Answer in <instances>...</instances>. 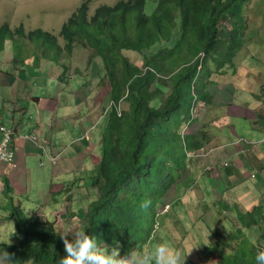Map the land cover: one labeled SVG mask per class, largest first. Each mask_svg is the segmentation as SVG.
<instances>
[{
	"label": "trees",
	"instance_id": "1",
	"mask_svg": "<svg viewBox=\"0 0 264 264\" xmlns=\"http://www.w3.org/2000/svg\"><path fill=\"white\" fill-rule=\"evenodd\" d=\"M251 3L152 0L153 10L148 14L147 0H120L99 6L89 16L85 2L60 29L64 47L54 33L42 28L24 32L22 26L0 24V54L6 42L17 51H21L20 44H30L33 61L39 62V52L57 66L62 85H69V77L82 71L76 65L67 77L69 66L61 61L71 60L78 49L92 51L87 71L96 79L84 90L87 97L92 90L103 92L106 123L100 129L99 160L83 172L84 185L78 186L90 194L80 226L87 224L85 231L106 251L116 248L119 256L134 257L150 249L164 204L176 205L178 189L202 179V194L217 197L218 213L227 219L223 231H216L217 241L210 250L216 264H255L256 247L264 243V199L241 210L238 205L230 206L224 195L214 193L211 178L206 184L204 175L194 176L197 167L188 156L211 139L200 129L186 134L182 130L200 121L192 116L195 103H213L207 91L214 85L212 75L228 67L235 73L233 58L244 45ZM123 52L140 56L142 65L131 62ZM92 58L100 61L94 63ZM101 75L98 84L103 88L98 90L95 83ZM227 175L237 181L228 185L221 178L224 194L247 180L238 179L230 170ZM3 185L6 204L17 221L14 233L19 242L0 241V263L56 264L63 255L58 218L26 220L22 199L15 202L13 189L6 182ZM213 209L205 205L204 212Z\"/></svg>",
	"mask_w": 264,
	"mask_h": 264
},
{
	"label": "rangeland",
	"instance_id": "2",
	"mask_svg": "<svg viewBox=\"0 0 264 264\" xmlns=\"http://www.w3.org/2000/svg\"><path fill=\"white\" fill-rule=\"evenodd\" d=\"M118 1L120 0H0V24L7 23L10 27L22 26L24 32L32 31L36 28H42L45 31L54 33L58 38L60 45L64 47L65 41L60 35V29L83 3H88L90 8L89 16H91L94 15L95 10L99 6H112ZM152 10V0H147L145 11L150 14ZM248 12L249 17L246 18L248 26L245 32L244 45L240 50L235 52L233 58L235 73H233L232 68L228 67L227 69H221V73L224 72V75L221 73H214L212 75V81L215 82L216 85H212L211 87L217 89V91H215L218 93L217 97H213L214 99L211 105L205 107L204 105H201L199 109H197L198 105L195 103L192 115L195 116L197 113H200L201 121H197L195 124L186 128L183 127L182 130L184 134L187 132L197 133V131L201 129L202 123L203 127L201 131L205 132L206 128L210 127L205 133L206 138L209 140L212 136L218 138V141L221 143H233V145L239 143L240 138L246 142L250 141L251 126L249 123V117L252 115L251 109L256 108L259 110L257 112L264 114V0H252ZM20 45L21 51H17L10 42H6L4 51L0 54V74H4L6 82L12 87L11 89H6L4 91H12L13 94L9 95L10 97L8 98L13 104L17 101L18 97H21L20 95L15 96L18 89L15 91V87H13L14 79L16 78V75L13 74V69L18 68L19 63L22 61L24 63L23 65L31 64L32 58L35 56L32 52V48H34L32 45ZM34 51L36 50L34 49ZM90 51L78 49L73 53L71 60L61 61V63L65 62L66 65L69 66V71L67 69L68 72L66 73L67 77H69L71 71L75 69L74 66L76 65L80 66L82 72L77 74L76 77H69L70 86L66 84L61 85L59 88L61 89L60 92L66 93L67 91L65 90H69V92H75L78 94L88 86L89 82L95 81L96 78H90L89 72L87 71V60H89L92 55V51ZM123 54H125L131 62L137 65H142L140 56L128 52H123ZM38 56L41 57V62L35 63L34 66L37 67V71L39 70V66H42V73L45 75L43 78H45L46 81L42 82L41 80H33L32 88L37 89V92H42V95L35 92L37 96H44L51 88V84L48 82L49 75L46 65L48 59H43L42 57L44 56L39 52ZM63 56H66V53H64ZM99 61L98 58H92V62L94 63ZM99 67H102V65L100 64ZM218 68H221V66L219 65ZM90 69H93V66H90ZM99 71L100 68H97L96 74H98ZM21 73H23V71ZM83 77L86 78V81H84ZM101 77L102 75L99 76L97 83H95L98 90L103 88L98 84ZM52 82L55 89L57 85L56 79L52 78ZM0 90H2L1 87ZM82 94H84V92ZM81 95L79 96L80 98ZM94 96L98 100L100 110H106V99L103 97V92H96ZM54 97L55 91L51 92L49 99H54ZM68 102H72L71 97H69ZM29 103V111L26 115H20V117H23L24 123H27L30 120V116L34 121H39V112L34 108L33 101H29ZM87 107V104L84 105L82 108L84 113L80 116L83 117L86 123L89 122V120H87L88 116L84 115L85 113H88ZM5 108H8V105L1 102L0 94V112L5 111ZM247 108L248 110L246 112L245 109ZM9 110L11 111V109ZM48 115L47 111L42 110V122L46 125H48V122H51ZM66 119L67 117H65L64 122L65 125L68 126L71 119L70 117H68V121H66ZM93 119H95V117H93ZM105 123L106 116L102 115L95 130L91 132L92 129L90 128L86 133L87 136L84 135V138L81 141L83 143L81 145L84 146V143L91 140L93 136L96 138V141H99L100 130L98 129H101ZM206 143H209V141ZM212 146L213 142H210L204 147H207L205 148L206 151H210ZM230 146L231 145H229V147ZM228 149L229 156L230 154H235L234 150L231 148ZM254 150L256 149H253V151ZM253 151L246 152V158L244 157V159L247 160V162L244 164L238 162L237 159L234 158L233 161H235L237 166H244L247 180H244V182L239 185L232 186V189H230V191L228 190L225 194L222 179L228 185H233V181L237 180L230 178L227 174L222 178V173H217V169L225 170V168L221 166L218 167L217 164L211 165V163H217L215 157L211 156L206 159V157H198L195 153V157H192L194 166L197 167V170L195 171L196 175L194 176L199 177L200 179L202 175H205L206 184H209V178H211L212 184L210 187L213 189L214 193L224 195L230 206L238 205L241 210L251 209L253 205L256 204L257 199H264V187L261 188L259 181H255V178H251L248 173V165L250 164V160L253 159ZM96 152L97 155L91 157V162L94 164L99 160V149ZM86 161L87 163H90L89 159H86ZM229 162H231V166L234 168L235 165L234 162H232V159H230ZM73 166L77 167L76 169H84L86 167L85 163L79 160L76 161L75 164L71 163L70 167ZM212 166H215L217 169L212 171L211 169H205V167ZM210 171L213 176L210 174ZM66 172L70 173L72 171L66 170ZM262 172H260L259 175L264 179ZM78 175V170H76L75 174L72 172L71 177L67 178L66 186V188L69 186L73 190L72 196L76 199L81 197L79 192L83 189L78 188V185H81L77 181ZM240 176L242 179L245 178L243 173H241ZM82 178L83 173L81 175V179ZM203 184L204 182L201 179L198 184L193 182L192 187H182L178 189L175 194L179 199L177 204L168 207L167 203L164 204L165 206H163L161 216L158 219L159 224L155 228L150 243V249L155 247L158 243H166L181 252V256L183 257L181 264H216V255H211L210 250L213 244L217 241V238L215 237L216 231H223L222 227L227 222V219L224 215L218 213L220 208L216 203L217 197L211 196L206 198L202 194L200 188ZM82 185H84V181L82 182ZM47 193L48 187L45 186L39 191L34 188L33 192H30L26 197H17L22 198V208L26 220L30 221L31 217L34 218V216L37 215H44L47 216L46 219L53 220V218L48 217L50 215L54 217V214L47 210L50 208L47 206H51L46 203V200L48 199ZM169 194L166 195V198L169 197ZM0 197V206L4 205L6 207L0 209V237L2 238H0V241L12 244L17 243L19 242V238L14 233L17 223L16 218L12 215L13 210L10 204H6L7 202L4 203L3 195H0ZM15 202H17V200H15ZM69 204L70 203L67 202L63 206V213L65 215H61V213L56 214L58 219H55V221L56 224H58L57 228L60 232L64 229L79 227L81 223L80 218L82 217V212L72 213V216L74 217H70L69 214L72 209L70 210ZM73 205L77 206L79 204L74 203ZM205 205H213L216 209L204 212ZM41 218L43 219L44 217ZM211 227L215 228L213 229Z\"/></svg>",
	"mask_w": 264,
	"mask_h": 264
},
{
	"label": "crops",
	"instance_id": "3",
	"mask_svg": "<svg viewBox=\"0 0 264 264\" xmlns=\"http://www.w3.org/2000/svg\"><path fill=\"white\" fill-rule=\"evenodd\" d=\"M46 65L49 75L48 82L51 84V88L44 96H37L35 92L39 95H42V92H37V89L32 88V83L35 80H41L42 82L46 81L45 78H43L45 75L42 73V66H39V70L37 71V67L31 63L24 69L20 68L13 70V74L16 75L13 87H15V91L18 89L15 96H21L17 98L14 104L12 101H9L8 98L10 97L9 95L13 94L12 91H4L12 87L6 82L4 74H0V87L2 89L0 90L1 102L8 105L5 111L0 112V125L12 128L13 130L10 147L14 150L15 157V161H13V163H15L14 166H9L4 162H0V195H3L4 203H6V198L2 192L4 182L13 189L14 200H19L17 197L28 196L30 192H33L34 188L39 191L47 186L48 199L46 203L51 205L47 206L50 207L47 210L54 214V217L52 215L48 217L55 218L58 213L65 215L63 213V206L67 202L70 203V210L72 206V209L78 211L79 207L86 202V198L90 195L85 191L84 187H78L83 188L79 192L81 197L77 199L74 198L72 196L73 190L69 186L66 188L67 178L71 177L72 172L75 174L76 170H78L79 175L77 181L81 184L80 186H82V173L87 170L89 165L96 164L91 162V157L97 155L96 151L99 149L101 130L98 129L100 130L99 141H96V138L93 136L91 140L84 143L85 147L81 145L83 143L81 141L90 126L99 120L96 107L93 106V102L90 99H86V93L82 94L83 91L78 94L69 92V90H65L67 91L66 93L60 92L61 89L59 88L63 83L59 79V68L50 62L46 63ZM22 71L23 73H21ZM52 78H55L57 82L55 89ZM53 91H55V97L54 99H49ZM80 95L81 98L79 97ZM69 97L72 99L71 103L68 102ZM29 101H33L34 108L38 110L39 121H34L30 116V120L24 123L23 117H20V115H26L29 111ZM86 104L88 106V113L84 115L88 116V123H86L83 117H80L81 114L84 113L82 108ZM9 109H11V111ZM42 110L47 111L49 114L48 116L51 122H48V125L42 122ZM257 111L259 110L256 108L253 109V114L249 117V123L251 125L252 142L261 143L257 161L259 165L262 166L264 165V123L258 122L261 116ZM65 117H67L66 121L69 120L68 117L71 119L68 126L65 125ZM93 117H97V119H93ZM91 128L95 130L96 126H92ZM32 135L37 136L38 140H32ZM1 139L2 137L0 134V142ZM211 155L216 158L217 164H221L227 160L221 159V157H224V153L218 152V148L213 149L209 156ZM53 156L57 157L55 165L51 163L50 159ZM86 159H89L90 163H87ZM78 160L85 163L86 167L84 169H76L77 167L75 166L70 167L71 163L75 164ZM41 161L43 165L39 164ZM246 162L247 161L244 160V163ZM66 170H71L72 172L67 173ZM230 171L232 175L238 173L241 175V173H243L244 177H246L243 165L242 167L235 166V169H231ZM248 173L252 175V172ZM262 174L264 175V172H262ZM255 181H259L261 188L264 187V179L258 173L255 175ZM74 203L79 205H73ZM34 217H44L46 219L47 216L37 215Z\"/></svg>",
	"mask_w": 264,
	"mask_h": 264
},
{
	"label": "clouds",
	"instance_id": "4",
	"mask_svg": "<svg viewBox=\"0 0 264 264\" xmlns=\"http://www.w3.org/2000/svg\"><path fill=\"white\" fill-rule=\"evenodd\" d=\"M39 62H41V59H39ZM48 62H50V61H48ZM35 63L36 62H34L33 58H32V64L35 65ZM50 63H52V62H50ZM23 64H24L23 61H22V64L20 62L19 67L15 68V69H20V68L24 69L28 66V65H23ZM221 74L224 75L225 73L223 72ZM211 80H213V79L211 78ZM214 85H216L215 82H214ZM211 86L209 87V89H207V91H209L211 94H213V97H217L218 93L215 92V91H217V89L214 87H211ZM82 91L84 92V94L86 93L85 90H82ZM96 92L97 91L92 90L89 97L86 96L87 100L90 99L93 102V106L96 107V112H98V114H99V117H98L99 120L97 122H95L93 125H91L90 128L92 126L97 127L98 123L100 121V117L102 115H104V113L106 112V110H100L98 100L94 96V94H96ZM222 97H225V96H222ZM229 104H231V103H229ZM197 105H198L197 109H199V107L201 105H204V104L202 102H199ZM207 105H211V104H205L204 107ZM245 110L247 112L248 108ZM251 110H252V114H253V108ZM192 112H193V110H192ZM257 113L261 116V117H259L258 122L264 123V117H263L264 114H261L259 112H257ZM213 114H214V112H213ZM193 117H198V119L201 121L200 113H197ZM95 119H97V117H95ZM201 125L203 127L202 123H201ZM0 127H4V128L12 130V128H8V127H5L3 125H0ZM209 128L210 127H207L206 130ZM200 130H202V128ZM206 130H205V132H203V131H201V132L206 133ZM91 131H93V130H91ZM12 134H13V130H12ZM1 137H2V134H1ZM11 138H12V135H11ZM31 139L34 141H37L38 137L32 135ZM224 139H225V137H224ZM212 142H213V146H212V149L210 151H206L205 148H207V147L203 146V148H201L200 150H198L192 154H188V156L195 157V153H196L198 155V157H206V159H207V158L212 156V155L209 156L210 152L213 151V149L218 148V152L224 153V157H221V159L222 160L227 159V160L222 162L221 164L211 163V165L217 164L218 167L221 166V167L225 168V170L224 169L218 170L215 166L205 167V169H211V171L217 169V173L221 172L222 174H227L228 170H231V169L233 170V169H235V166H237L235 164V161H233L234 158H236L238 162L242 163L245 160L243 158L244 157L246 158V152L253 151V149H256L253 151V159H251L252 161L250 160V164L248 165V172H252V175H250V174L249 175L251 178H255V175L257 173L260 174V172H262V171L264 172V165L260 166L259 162L257 161V155L259 153L261 143H253L252 139H250L249 142H246L245 140L240 138L239 143L233 145V143H221L220 141H218V138L211 136V143ZM10 143H11V140H10ZM10 143H9V149L12 150V148L10 147ZM207 144H209V143H207ZM229 145H231V146L229 147ZM228 148H231L232 150H234L235 154L234 155L230 154V156H229V153L227 151V150H229ZM237 148H241V149H237ZM12 151H13L12 161L10 163L4 162V163L8 164L9 166L15 165V163H13V161H15L14 150H12ZM201 152H203V153H201ZM50 159H51V163L53 165H55L57 157L53 156ZM230 159H232V162H234V165H235L234 168L231 166V162H229ZM0 162H2V161H0ZM39 164L43 165V162L41 161V162H39ZM243 164H244V162H243ZM226 167H228V168H226ZM236 175L238 178L242 179V177L240 176L239 173ZM205 180H206V176H205ZM209 181H210V178H209ZM87 200L88 199H86V202H87ZM85 203L82 204L81 207H79L78 211L72 209V206H71L72 211L69 214V216L74 217V216H72V213H76V212H82V214H83V210L85 209ZM143 206H146V204L142 205V207ZM167 207H168V205H167ZM0 209H3L2 205L0 206ZM25 212H26V210H25ZM73 220H75V219H73ZM87 227H88L87 224H82L79 227L68 228V229H64L61 232H58V235H59V237L62 241V244H63V255L57 257L56 264H181V261L183 259L180 251H178L177 249H175L174 247H172L166 243H158L155 247H153L151 249H146L143 252L138 253L134 257L131 256V254H129L126 257L125 256H119L116 248H112L110 251H106L105 247L102 246L97 241L95 236H93L89 232L85 231V229ZM253 259L255 261V264H264V243H261L256 247Z\"/></svg>",
	"mask_w": 264,
	"mask_h": 264
},
{
	"label": "built area",
	"instance_id": "5",
	"mask_svg": "<svg viewBox=\"0 0 264 264\" xmlns=\"http://www.w3.org/2000/svg\"><path fill=\"white\" fill-rule=\"evenodd\" d=\"M0 133L2 134V140L0 142V161L10 163L13 159V151L9 149L12 130L0 127Z\"/></svg>",
	"mask_w": 264,
	"mask_h": 264
}]
</instances>
